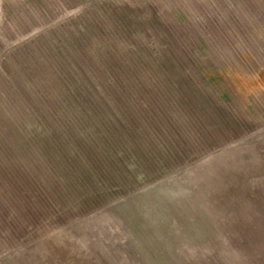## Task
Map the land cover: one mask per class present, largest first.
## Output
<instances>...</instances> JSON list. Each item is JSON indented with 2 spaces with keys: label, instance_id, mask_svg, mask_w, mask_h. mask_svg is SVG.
<instances>
[{
  "label": "rangeland",
  "instance_id": "1",
  "mask_svg": "<svg viewBox=\"0 0 264 264\" xmlns=\"http://www.w3.org/2000/svg\"><path fill=\"white\" fill-rule=\"evenodd\" d=\"M13 250L264 264V0H1Z\"/></svg>",
  "mask_w": 264,
  "mask_h": 264
},
{
  "label": "crops",
  "instance_id": "2",
  "mask_svg": "<svg viewBox=\"0 0 264 264\" xmlns=\"http://www.w3.org/2000/svg\"><path fill=\"white\" fill-rule=\"evenodd\" d=\"M1 2V0H0ZM29 253H33V252H29ZM0 264H81V261L79 260H67V257L65 254L61 255L58 254L57 259H53L52 261H50L49 259H47L45 261V259L40 262L37 259V255H33V254H27V255H23L22 254V250H13V251H9V252H5V254L0 256ZM23 257H28V261H24ZM48 262V263H46ZM87 264V262L85 263Z\"/></svg>",
  "mask_w": 264,
  "mask_h": 264
}]
</instances>
